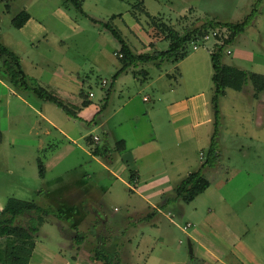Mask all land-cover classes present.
<instances>
[{"label": "rangeland", "instance_id": "1", "mask_svg": "<svg viewBox=\"0 0 264 264\" xmlns=\"http://www.w3.org/2000/svg\"><path fill=\"white\" fill-rule=\"evenodd\" d=\"M256 2L85 0L82 12L67 0H0V41L22 58L31 86L61 87L104 106L94 121H87L70 117L52 103L53 117H59L67 131L62 135L40 119L37 112L44 100L22 91L27 104L22 112L20 101L11 100L12 84L0 75V212L11 198L33 202L44 211L30 264H105L94 260L96 252L111 264H196L192 252L197 250L212 259L203 264H264V91L255 90L249 77L239 88H227L220 100V159L202 167L214 124L198 122L213 114L211 52L222 44L210 40L204 45L203 37L198 49L189 44L184 60L133 65L119 75L108 99L114 75L123 65L117 54L122 44L102 24L117 29L135 53H151L169 47L164 26L185 33L210 20L239 23ZM183 9H190L189 14L181 15ZM22 11L30 13L31 20L20 29L12 20ZM219 30L225 42L230 31ZM148 38L155 46L144 45ZM222 61L231 72L264 76V0L246 31L225 45ZM193 96L198 111L192 119L186 113L169 114V105ZM91 135L102 138L99 146H111L110 162L96 158L92 149L97 144L88 141ZM121 139L129 148L139 141L159 146L151 158L138 163L142 181L152 176L146 167L155 161L174 179L202 168L210 187L190 203L178 199L174 189L165 192L158 202L161 213L145 219L152 207L135 194L138 206L128 205L133 193L122 178L136 186L124 178L134 162L115 151ZM39 158L46 177L39 174ZM35 222V212L15 220L26 227ZM76 234L85 236L82 243ZM3 240L0 237V252Z\"/></svg>", "mask_w": 264, "mask_h": 264}, {"label": "trees", "instance_id": "2", "mask_svg": "<svg viewBox=\"0 0 264 264\" xmlns=\"http://www.w3.org/2000/svg\"><path fill=\"white\" fill-rule=\"evenodd\" d=\"M67 1L73 2L76 7L83 12V2L85 0ZM260 1L261 0H257L251 14L244 21L239 23L210 20L202 23L200 26H196L186 31L185 33H180L171 25L164 26L167 32H164L163 30V34L164 37L170 42L169 47L166 50H156L151 53H134L117 29H115L109 22H102L104 27L109 29L122 44V48L117 52V54H122L120 60L123 62V65L114 75L113 80H116V78L129 67L141 62H151L166 58H174L176 62L183 60L189 53V44L202 39L211 29L227 28L230 31V36L225 40L224 45L219 46L215 51L211 52V60L214 70L212 76L214 83V95L212 98L214 131L211 136L208 160L202 167H205L207 164L216 163L220 157V154L217 151L219 129L221 124L220 100L223 96H225L227 88H239V86L242 85V83L249 77L254 82L255 90L258 92L264 91L263 75L256 73L248 75L247 72L239 70L231 72L227 69L222 61L225 45L233 43L246 31L247 27L252 24L253 19L258 11V3H260ZM30 19V13L27 11H22L13 18L12 23L16 28L21 29ZM94 21L98 22L97 20ZM0 61V75L4 74L16 91H33L42 100L58 105L70 117H77V111L73 108H70L67 104H64L52 92L46 90L43 87L31 86L28 81L27 74L23 68L21 57L1 41ZM82 100V107H86L91 103L88 98H84ZM103 109L104 106L102 105L101 110ZM1 138L2 133L0 132V141ZM117 149H124L123 140L117 143ZM38 162L39 174L40 176L45 177L46 169L44 163L40 158L38 159ZM209 187L210 181L203 176L201 168L190 173L179 184H177L175 187V194L178 199H181L186 203H190L195 200L198 195L204 193ZM32 212L36 213V222L34 224H31L28 227L21 224H15V220L18 216L28 215ZM42 213H44V211H42L41 208L33 202L19 200L16 198L9 199L4 209L0 212V237L4 238L0 252L1 264H30L33 252L36 247L35 235L39 232L41 225L44 223V218L41 217ZM84 238L85 236L80 234L75 235V240L78 242H82ZM94 260L103 261L105 264H111V262L105 258V255L102 252H96Z\"/></svg>", "mask_w": 264, "mask_h": 264}, {"label": "crops", "instance_id": "3", "mask_svg": "<svg viewBox=\"0 0 264 264\" xmlns=\"http://www.w3.org/2000/svg\"><path fill=\"white\" fill-rule=\"evenodd\" d=\"M189 11H190V9H189ZM188 12H187V9L186 10L183 9L181 12L182 13L181 15H188L189 14ZM152 43H154V44H152ZM155 44H156L155 41H153V39H151V38H148L147 41L144 42V45L149 46V47L152 45L155 46ZM136 54H140V53H136ZM58 77L61 79V81H64V79L68 80V77L66 75H59ZM118 78H119V76L116 78V80H113L110 88L108 89V92H107L108 99L110 96V92L112 91V89H113L116 81L118 80ZM0 81H1V83H4L1 79H0ZM107 84H108L107 81L103 82L104 86ZM40 87H43V86L40 84ZM43 88L52 92L64 104H66L65 100L72 103L73 106L76 108L75 110L77 111V118L86 119L87 121H94L96 116L104 110V109L101 110V106L98 107L96 104L93 105L90 98H88V100L91 102L90 105H88L86 107H82V105H81V103L83 101L82 99L76 98L70 92H68L66 90H62L61 87L52 88V87L48 86L47 88L46 87H43ZM8 89H10V91H11V93H10V95L12 97L11 100L17 99L18 101H20L19 107L21 108L22 112H24V106L27 104H26V100H25L22 92L16 91L13 86H11V88H8ZM226 93H227V90H226ZM13 97H15V98H13ZM194 97L195 96L188 98L187 101H180V102L177 101V102H174L171 105H169L168 106V109L170 112L169 114H171V115H177V114L183 115V113H186L189 115V118L192 119L194 117L195 113L198 111V109L195 108V106L198 107V105H196L194 103V100H195ZM149 100L150 99H148L147 101H149ZM11 106L12 105H10V108H11ZM31 108H32V106H31ZM54 111L55 110L52 107V103L45 101V103L43 105H41V108L37 113L40 116V119H42L45 123H47L49 125V127L57 129V131H59L62 135H64L65 132H67V131H65V129L60 127L61 125H59V123H58L59 121H57L59 117L58 118L53 117L52 114ZM12 113L13 112H11V109H10L8 116L11 117V115H13ZM19 114H21L20 111H19ZM146 116L149 118V112H146ZM198 123L199 124H205V123H213L214 124V114H212V117H208L207 119L200 120ZM198 123H195V121H194L193 125L196 126ZM1 133H2V131H1ZM46 134H49V132H46ZM95 137L96 136H94V138ZM97 137L99 138V141H96L95 139H93L92 135L88 138L89 143H91V144L96 143L97 144V146L94 149H92L93 153L96 154L97 159H98V156H102V157H104V159H106L108 162H110L111 161V155H112L111 146H109V144L105 143V142H104V146H99V143L102 142V138L99 136H97ZM2 138H3V134H2ZM121 140L124 141V149H122V150L116 149L115 151L120 153L121 155L126 156L127 157L126 160L128 162H131V161L134 162V168L132 170H130V174H129L128 178L126 177V174H125L124 178L129 179L130 182L131 181L134 182L136 184V186L132 187V186H130V184L128 185L126 183V181L121 177L122 183L123 184L125 183L129 187L130 191L133 193V195H128V205L132 208H136L138 206L139 202L134 198V196L137 195L140 199H142V201H144L145 203H147L150 207H152L154 209L152 211H149L145 216V219H148L150 221L153 218H155L156 213H161V210H160L161 205L158 203L163 199L161 197H163V195L165 197V192L167 194V192L171 191L172 189H174V191H175L176 185L179 184L186 176L179 178V179H174V178H172L171 173L169 171L162 170V169H159L158 167H156L157 162L154 161L153 163H151V165L146 167V169L147 168L150 169V173H152L151 174L152 176L146 182L142 181V179H139L142 166H139L138 163H139V161H142L143 159L151 158V156H153L156 153V151H158L159 146L157 148L156 146H154V144L152 142L146 143L144 141H139L138 144H135L134 146L129 148L127 145V141L124 139H121ZM121 140H119V141H121ZM128 148H129V150H128ZM95 150H96V152H95ZM104 153H106V154L104 155ZM219 159H220V157H219ZM137 167H138V169L136 170ZM193 172H195V171H193ZM45 177H46V175H45ZM174 180H176V181H174ZM157 195H160V197ZM159 199H160V201H159ZM168 216L171 220L173 219L172 214L169 213ZM187 226H190V224H188ZM187 226L184 227L185 230H186ZM194 233L192 234V236L195 235ZM101 247H103V245H101ZM190 248H192V244H190ZM97 249H98V247H97ZM101 249H104V248H101ZM192 255H194V257L197 258L196 264H203V261L207 263L208 260L212 261V259H210V258H207V259L205 258L208 256L202 250H197V253L192 252ZM203 255H204V257H203Z\"/></svg>", "mask_w": 264, "mask_h": 264}, {"label": "built area", "instance_id": "4", "mask_svg": "<svg viewBox=\"0 0 264 264\" xmlns=\"http://www.w3.org/2000/svg\"><path fill=\"white\" fill-rule=\"evenodd\" d=\"M221 29V28H220ZM225 29L226 31H229L227 28H222ZM220 30L218 29H214L210 34H206L203 38L204 42L203 44L205 45L207 42H209L210 40H214L216 44H224V41L221 40L219 38L220 34H219ZM228 38V37H227ZM198 42H194V49H198L201 45H198ZM228 54H231L232 52L230 50L227 51ZM120 57H122V54H118ZM90 96H93V94L91 93ZM145 101L148 100L147 97L144 98ZM96 140H98V138L96 137Z\"/></svg>", "mask_w": 264, "mask_h": 264}]
</instances>
